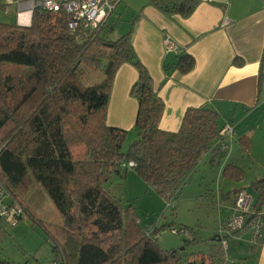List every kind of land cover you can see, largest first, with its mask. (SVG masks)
Masks as SVG:
<instances>
[{
  "label": "trees",
  "instance_id": "trees-1",
  "mask_svg": "<svg viewBox=\"0 0 264 264\" xmlns=\"http://www.w3.org/2000/svg\"><path fill=\"white\" fill-rule=\"evenodd\" d=\"M199 1L148 3L167 15L187 17ZM114 11L92 32L82 26L70 30L64 10L35 8L28 26L0 21V183L26 214L25 198L33 183L57 210L58 224L40 222L53 241V264H224L223 236L219 241L214 239L219 235L211 239L207 253L189 258L184 249L197 242L194 231L169 226L183 241L180 247L163 249L156 235L167 225H144L134 206L121 204L105 186L114 175L122 177L131 168L147 188L177 200L204 157L216 166L227 160L237 128L234 125L231 141L223 140L230 145L224 150L219 130L226 122L211 108L190 107L176 131L161 130L163 101L134 52L132 25L115 40L107 37ZM122 63L137 70L130 89L137 101L131 129L135 139L126 147L129 131L106 124L113 78ZM193 66V57L182 52L164 70L185 74ZM262 86L261 69L258 99ZM238 145L248 153L247 136L242 135ZM80 146L83 151L76 155L74 149ZM222 166L219 178L242 180L240 166L233 162ZM241 188L232 192V199ZM250 189L255 208L264 205V179L253 180ZM217 193L220 208L222 194Z\"/></svg>",
  "mask_w": 264,
  "mask_h": 264
},
{
  "label": "crops",
  "instance_id": "crops-1",
  "mask_svg": "<svg viewBox=\"0 0 264 264\" xmlns=\"http://www.w3.org/2000/svg\"><path fill=\"white\" fill-rule=\"evenodd\" d=\"M0 2V14L5 5H12L15 10L12 21H16V0ZM120 3L113 13L116 20L123 15L118 9ZM131 3L135 7L129 20L131 43L163 101L158 124L161 130L176 131L190 107L211 108L224 123L232 121L229 115H241L258 105V76L261 69L264 71V64L260 67L264 55V0H200L187 17L167 15L148 0H131ZM24 18L30 20V13ZM166 38L177 45L178 52L166 50ZM182 52L193 57V68L185 74L177 70L166 72L164 65L175 63ZM136 79L137 70L131 64L122 63L117 69L107 105V125L131 131L137 101L130 89ZM236 137L233 143L238 144L241 136ZM223 181L225 188L218 185L222 194L220 208L224 205L228 215L232 192L243 186L229 187L236 182ZM247 241L250 256L244 260L245 264H264V246L253 247L249 238Z\"/></svg>",
  "mask_w": 264,
  "mask_h": 264
},
{
  "label": "rangeland",
  "instance_id": "rangeland-1",
  "mask_svg": "<svg viewBox=\"0 0 264 264\" xmlns=\"http://www.w3.org/2000/svg\"><path fill=\"white\" fill-rule=\"evenodd\" d=\"M5 6L0 14V21L12 22L14 7ZM118 9L123 15H120L118 20L116 14L111 17L114 24L107 34L111 40L127 32L129 20L133 18L135 12L131 0H122ZM248 110L241 115H229L231 124L237 126L236 136L246 134L245 136L248 137V153L242 152L235 141L228 154L229 157L221 161L219 166L212 165L209 157H204L182 186L177 200L170 196L163 197L147 188L131 168H128L122 177L114 175L105 185L121 204L134 206L144 225L150 228L167 225L156 235L157 243L161 248L180 247L183 241V237L172 231L169 226L177 230L186 228L194 231L197 242L187 244L184 249L189 258L193 254L207 253L211 239L215 235H224L219 233V228L230 212L226 215L224 205L219 208L216 202L218 185L220 184L222 188L226 186V182L221 177L217 178L218 171L226 162H233L244 171L242 180L235 181L236 184H229V187L242 185L246 190L251 191V181L264 178V86L258 105ZM134 136L135 132H128L125 147L133 142ZM74 150L75 154L79 155L83 148L80 146ZM25 204L29 213L25 214L16 225H10L5 220L1 224L0 264H53L51 262L53 241L40 222L49 225L58 224L59 214L47 196L34 183L29 188ZM248 238L249 232L243 234L241 238L232 236L223 238L227 243L224 250V264H240L242 259L246 261L250 256Z\"/></svg>",
  "mask_w": 264,
  "mask_h": 264
},
{
  "label": "built area",
  "instance_id": "built-area-1",
  "mask_svg": "<svg viewBox=\"0 0 264 264\" xmlns=\"http://www.w3.org/2000/svg\"><path fill=\"white\" fill-rule=\"evenodd\" d=\"M122 0H16L17 13L16 23L21 26L29 25L30 20L25 19L24 15L32 13L35 8H41L46 11L64 10L68 15L67 26L70 30L80 26L92 32L106 21L107 17L115 10L116 6ZM164 46L167 51L178 52L177 45L169 38L164 40ZM234 124L226 122L219 130V142H222V149H229V143L223 140L231 141L234 137ZM132 161L128 166L132 167ZM25 210L19 202L12 199L9 193L0 183V229L5 220L10 225H15L25 217ZM174 231V230H173ZM250 232L249 242L253 247L264 246V207L255 208L254 196L245 188L239 189L235 193L230 214L219 230L220 234L241 238L243 234ZM185 237H189L187 230L183 231ZM223 247L227 243L222 240Z\"/></svg>",
  "mask_w": 264,
  "mask_h": 264
},
{
  "label": "water",
  "instance_id": "water-1",
  "mask_svg": "<svg viewBox=\"0 0 264 264\" xmlns=\"http://www.w3.org/2000/svg\"><path fill=\"white\" fill-rule=\"evenodd\" d=\"M262 179H264V178H262ZM214 239H215L216 241H219V240L221 239V237L218 236V237H215Z\"/></svg>",
  "mask_w": 264,
  "mask_h": 264
}]
</instances>
